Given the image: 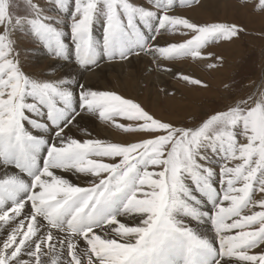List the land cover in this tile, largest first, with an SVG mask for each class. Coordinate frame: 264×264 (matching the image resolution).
<instances>
[{"label":"rangeland","instance_id":"1","mask_svg":"<svg viewBox=\"0 0 264 264\" xmlns=\"http://www.w3.org/2000/svg\"><path fill=\"white\" fill-rule=\"evenodd\" d=\"M225 1L245 10L250 18L248 22H246V18L241 19L238 16L231 22L226 19L220 20L219 17L213 15V19L205 18L206 20L202 21V19L200 23L197 21V16H195L197 18H192L185 13L200 7L203 0H131L130 4H125L126 16L121 23L124 24L125 32L129 38L125 40L121 49H113L110 55L105 54L102 48L99 49L98 56L109 58L102 59L103 61L93 65L89 72L98 65L126 63L142 55L148 61L151 59L149 72L140 75V66H130L125 69L127 72L125 71L124 76L128 78L131 87L136 85L135 89H126L117 79L109 80L106 87L101 82L91 87L96 90L93 92L94 97L92 98L95 102L97 101L98 105L106 106L104 111L108 112V117L105 118L104 114L102 121L96 118L97 123L116 134L118 133L117 135L124 139L122 142H116L106 137L100 139L98 134L93 137L90 145H78L81 150L83 149V152H98V155H101L85 157V161L93 164L96 168L91 181L85 184L87 188L98 187L104 182L111 188L114 185L113 189L103 186V190H101L103 193H99L97 190L99 196L92 190H83L80 194H76L79 196L81 209L85 210L89 202L92 205H98L106 197L112 202L114 198L121 197L124 183L122 179L130 174L133 181L143 185L134 188L129 186L131 190L128 191L126 201V206L130 208L129 213L141 214L143 219V214L146 212H158L160 201L164 198L165 193L176 188L174 171H169L168 176L165 177L164 172L159 169V165L164 163L162 157L165 152L182 150L186 153L188 145L191 144L196 154L203 152L205 156L213 158L215 155L207 149L215 144L221 150L217 153L219 157H214V170L233 174L231 178L233 181L227 192L228 199L236 204L237 216L247 221L236 230V233L241 234H238L241 242L259 239L264 244V206H262L264 205V113H258V105L264 106V0ZM37 4L47 7L45 0H0V17L3 18L1 22L6 26L5 32L11 40L12 56L14 59H18L24 74L39 81L61 80L60 76L63 73L61 70L53 72L49 63H46L45 66L34 59L39 45L32 42L31 38L27 37L20 28V25L33 14ZM204 5L206 7L207 3L205 2ZM206 9L205 11H208L210 8ZM128 16L133 17L131 26H129ZM222 45L228 47L232 45V48L227 51L224 49L226 57L213 50L214 48L221 50ZM153 49L157 50L158 56L155 58L149 56V52ZM47 56L50 58L49 60L53 59L51 61L59 60L54 55ZM181 64L182 66H180ZM73 65L77 69L84 70L82 67H77L75 63ZM190 65L194 66L197 71L188 69ZM160 67L163 72L171 70L174 75L171 82H168L169 88L168 86H157L151 80ZM185 70L189 72L186 73ZM216 71H225L226 73L223 75V85L219 87H211L206 83V80L201 79L198 75V72L209 75L210 72ZM48 73H51V76H48ZM192 73L193 75H191ZM108 74L114 76L113 72H107L106 77L109 76ZM144 77H146L145 80ZM17 84L23 87L19 80ZM176 85L185 86L189 90L196 89L200 93L210 87L213 89L212 94L217 95L203 98L205 101L203 99L196 101L197 105L195 104L193 109H189L192 113L187 114L175 124L166 123V121L153 117L151 108L147 105L143 107L144 95H148L149 90L154 88L157 89L161 99L174 101L178 98L184 99L181 98L180 89ZM24 91L26 94L28 89L25 88ZM4 103L6 102L0 101V105ZM17 103L20 101L18 100ZM82 111L84 110L82 109ZM248 121L250 125L247 127L246 122ZM27 125L29 126V124ZM30 129L28 130L33 134L34 129L38 128L31 127ZM192 130L198 131L189 135ZM93 131L97 132V128H94ZM233 131L235 133L232 136L231 132ZM248 134L251 137L247 136ZM130 136H140L143 139L132 142L129 139ZM246 140L250 141L247 143ZM197 146L199 151H197ZM238 152L244 156L242 159L235 160L239 157ZM260 154L263 161H259ZM241 160L243 161L241 162ZM50 161L46 159L45 166L48 168H50ZM0 162L2 168L8 169L1 159ZM149 164L155 165V167L150 168ZM132 166H134V170L130 171ZM144 185L145 189L141 192L140 188ZM126 187L128 186L126 185ZM63 195L62 197L69 198L68 194ZM51 201L48 203L50 206L47 205L49 212L59 205L58 203L52 204ZM123 206L124 203L120 208ZM60 215H62L61 212ZM65 215L66 222H68L72 213H65ZM105 221L113 222L112 219ZM209 229L211 228L209 227ZM136 231H143V229L136 227L133 228V231H126L124 239ZM2 233L3 231H0V234ZM30 241H33L31 235ZM21 243L22 241L12 252V255L9 254V248L2 249L4 252L0 250V264H17L18 261H22L23 256L20 251L23 247L20 249ZM11 246L15 247L14 244ZM113 247L118 249L117 244H114ZM123 248L128 250L130 246L125 244ZM41 250L43 249L37 248L34 251V257L38 259L36 264H42L39 254ZM89 251L91 252V250ZM236 251L243 254L250 250L242 248ZM97 259L99 264H106L98 257ZM64 261L65 264H76L72 251H68ZM86 263L92 264L90 261Z\"/></svg>","mask_w":264,"mask_h":264},{"label":"snow or ice","instance_id":"2","mask_svg":"<svg viewBox=\"0 0 264 264\" xmlns=\"http://www.w3.org/2000/svg\"><path fill=\"white\" fill-rule=\"evenodd\" d=\"M130 2L45 0L47 7L37 4L20 28L39 45L37 52L63 58L66 63L61 64V68H72L75 63L88 70L104 59V56H98L99 49L110 55L113 49H121L129 38L121 21L126 16L125 4ZM2 19L0 17V21ZM132 19L128 16L129 26ZM10 45L5 25L0 22V101L6 102L0 105V158L15 159V167L30 171L35 163L34 154L44 141L31 134L25 121L37 128H47L55 136L64 127L79 124L83 118L82 109L92 111L99 105L92 98L96 90L75 77L39 81L24 74L18 59L12 56ZM47 75L51 76V73ZM18 80L23 87L17 84ZM25 88L28 89L26 94ZM197 131L192 130L189 135ZM56 146L55 142L49 145ZM220 150L215 144L207 149L214 154ZM162 159L164 163L159 169L165 177L169 171H174L176 188L165 193L158 212L143 214L144 218L136 226L143 231L131 234L130 248L119 264H209V259L212 264H228L230 260L237 264H264V244L259 239L243 243L241 247L250 250L247 255L254 257L243 259L229 253L219 238L210 241L206 237L207 232L216 231L218 220L214 214L218 212L217 205L227 204L220 188H214L217 181L208 183L215 175L214 161L208 160L203 152L196 154L191 144L186 153L166 151ZM149 167L155 165L149 164ZM129 170H134V166ZM21 186L22 182L14 175L5 173L0 180V190L6 191L9 197H13ZM109 202L105 199L102 204ZM72 211L73 205L69 203L61 213ZM97 216L96 208L89 210V221ZM209 224L213 226L211 229Z\"/></svg>","mask_w":264,"mask_h":264},{"label":"bare ground","instance_id":"3","mask_svg":"<svg viewBox=\"0 0 264 264\" xmlns=\"http://www.w3.org/2000/svg\"><path fill=\"white\" fill-rule=\"evenodd\" d=\"M204 1L207 3L206 7L204 5ZM208 7L210 9L208 11H205V9H208ZM185 13L187 15H190L192 18L198 17L197 21L200 23V20L203 19L202 21H204L206 20L205 18H207L208 20L213 19V15L219 17L220 20L226 19L231 22L236 20L237 16L241 19L246 18V22H248V20L250 19L247 16L245 10L241 9L240 7L238 8V6L234 5L233 3L226 2L225 0H203L200 7L192 9ZM152 44L153 43H151V45ZM231 46L228 47L226 45H222L221 50H217L215 48L212 49L214 51H218L219 55L226 57L225 51L232 48ZM152 47L154 46L152 45ZM156 53L157 50L154 51L153 49L151 52H149V56L155 58L158 56ZM106 58L108 59L109 57ZM34 59L39 62V64H44L45 66L46 63H49V66H51V70L53 72L61 70L63 73L61 72L62 75L60 77L65 80H71L73 77H75L79 79L82 84H88L90 85V87H93L95 84H98L100 82L103 86L106 87L108 86V83L110 81L117 79L122 83V86L130 90L135 89L136 85H132L131 87L128 78L124 76V73L126 71L125 69L129 68L130 66H140V75L143 73H148V68L150 67L149 61L151 60L150 59L148 61L146 57L142 55L141 57L138 56L127 61L126 63H108L101 66L98 65L97 67L93 68L91 72H89V69H77L74 65L72 68H61L60 65L66 63L63 58H60L58 61H51L53 59L49 60L50 58H48L47 55L44 56V54L40 52H37ZM99 61L103 60L101 59ZM180 66H182V64ZM161 69L162 68L160 67L156 75L151 80L157 86H168L169 88L170 86L168 82H171L174 75L171 70L163 72ZM188 69H195L194 72L197 71V69L192 65L188 66ZM225 71L210 72L209 75L198 72V75L201 79L206 80V83H208L211 87H219L223 85V75H226ZM107 72H113L114 76L108 74L109 76L106 77ZM187 72L189 71H186V73ZM191 75H193V73ZM150 76L152 77V75ZM145 79L146 77H144V80ZM177 86L178 89H180L181 98L184 99L178 98L176 101L171 99H161V97H159L157 93V89L154 88L149 90V93L147 92L148 95H144L143 99L145 98V100H142L143 107H146V105L147 107H150L152 111L151 113L152 115H154L153 117H156L157 119L162 121H166V123L175 124L176 122H178V120L187 116V114L192 113V111H189V109H193L195 107V104L197 103L196 101H199V99H205L206 97L208 98L213 97V95H217L212 94L213 89H210V87L200 93L196 89L189 90L185 88V86L176 85V87ZM183 101L186 103L184 104ZM104 107L102 105H99L98 108H94L92 111L81 110L80 114L83 118L80 120V123H72L67 127H64L62 131H58L56 133L57 137L56 135L53 136L51 131L47 128L34 129L35 132H33L32 135L34 137L42 139L44 141V144H42L40 150L34 154L35 163L31 167L30 171L15 167V159L6 161L5 159L0 158L8 168L5 169L0 166V180H3L4 174L6 173L7 175L16 176L18 180L22 182V186L17 189L13 197H9L6 191L0 190V231H3V233L0 234V250L2 251V249L4 248H9V254L12 255V252L22 241L20 249L22 247L23 249L20 252L21 256L23 257L22 261H18L17 264H36V260L38 259L34 257V251L37 248L43 249L39 251L42 264H65L64 257H66V254L69 250L72 251V256L76 260V264H87V261H90V263L92 264H99L97 257L106 264H119V261L123 258L124 255H126L128 250L124 249L123 246L125 244L130 246L129 241L131 240V235H128L125 239L124 235L126 231H133V228H136V226L142 219L141 214L137 215V213H129L130 208L129 206H126L127 194L128 191L131 190L129 186L134 188L137 186L140 187L143 184H137V182L135 180L133 181L129 174L128 177L122 179V181L124 180V183L122 189L123 193L121 194V197L114 198L113 202L110 201L107 205L102 204V202L98 203V205H92V203L88 201L89 204L86 206L85 210L81 209V207L79 206L80 199L79 196L76 195L80 194L83 190H92L97 195V190L99 191V193H103V191H101L103 190L102 187H109L108 185H106V182H104L98 187L87 188L85 184L91 181L92 177L95 175L94 171L96 170V168L93 164L87 163L85 161V157L89 155H101H98V152H83V149L81 150L80 147H78V145L82 144L90 145L93 137H95V135L97 136L98 134L100 139H102L101 137H106L116 142L123 141L124 138L117 135L118 133L116 134L97 123L98 121H96V118L102 121V116L104 114L105 118L108 117V112L106 110L104 111ZM258 107V113H264V106L258 105ZM85 114H89L91 116H86ZM27 124L28 122L25 121V125L28 129L34 127L32 124H29V126ZM249 125L250 122H246V126L248 127ZM94 128H97V132L93 131ZM248 132L251 133V131ZM234 133L235 131L231 132V135L233 136ZM249 135L250 134H248L247 136ZM129 139L132 140V142H136L142 140L143 137L130 136ZM249 141L250 140H246L247 143ZM53 142H55L57 146L49 147V145ZM216 142L218 143L219 141ZM49 148H51V150H49ZM212 154L214 153L212 152ZM214 155V157L216 158L219 154L217 155L216 153ZM238 156L239 157L235 160L242 159L244 155H242V153H239ZM206 157L208 158V160L215 161L214 157ZM259 157V161H263V159H261V154L259 155ZM46 159L51 160L49 162L50 168L45 166ZM242 161L243 160H241V162ZM204 163H207V161H204ZM209 167L211 166L209 165ZM214 172L215 175L208 179V183L211 184L212 180L217 181V183L214 185V188H220L221 192L223 193L222 199L224 201H227V204L224 206L217 205L218 212L214 214L218 220L216 231H211L212 236H210V231L207 232L206 237L210 241L214 238H219L222 245L227 246V250L229 253L239 256L243 259H254V257L248 256L247 253L242 254L236 251L238 249L241 250V246L244 243L240 241V236H238V234L240 233L238 232L237 234L236 230L239 229L241 225L246 224L247 221L237 216L236 204H234L232 200L228 199L229 196L227 195V192L229 191L230 184L233 181L231 179L233 174L227 172L225 173L224 171L223 173H220L215 170ZM126 185L128 187H126ZM112 187L114 188V185ZM110 188L111 187H109V189ZM140 189L142 192L145 189V185ZM65 193L68 194L67 197L69 196V198L62 197ZM50 200H52V204L58 203L59 205L49 212L48 207L50 205H48V203ZM69 203L73 205V211L71 212V218L68 222H66L65 213L60 215V212ZM123 203L124 206L120 208ZM92 208H96L98 210V216L96 219L89 221L88 212ZM106 219H112L113 222H106ZM208 227L212 228L213 226L209 224ZM20 228L22 229L21 231ZM30 235L33 238V241H30ZM13 244L15 247L11 246ZM114 244H117L118 249L113 247ZM4 250L2 252H4ZM89 250H91V252ZM223 250L224 249L222 248L221 251ZM57 253H59L60 255ZM209 264H212L211 259H209ZM228 264H237V262L235 260H230L228 261Z\"/></svg>","mask_w":264,"mask_h":264}]
</instances>
